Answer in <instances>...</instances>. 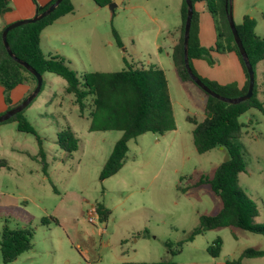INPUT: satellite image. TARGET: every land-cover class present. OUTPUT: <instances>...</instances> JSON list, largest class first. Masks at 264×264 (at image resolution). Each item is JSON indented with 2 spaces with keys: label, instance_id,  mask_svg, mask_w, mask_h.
I'll list each match as a JSON object with an SVG mask.
<instances>
[{
  "label": "rangeland",
  "instance_id": "374dc122",
  "mask_svg": "<svg viewBox=\"0 0 264 264\" xmlns=\"http://www.w3.org/2000/svg\"><path fill=\"white\" fill-rule=\"evenodd\" d=\"M74 2L75 13L61 25L69 32L63 40L71 46L57 54L79 76L120 71L127 65L147 68L149 62H157L159 54L169 64L165 77L178 135L174 139L173 132H147L131 139L122 168L101 180L100 170L121 132L89 131L91 97L80 116L73 96L64 91V79L45 72L41 90L24 115L42 138L47 177L37 159L30 157L38 151L34 136L12 135L9 128L15 122L0 123V157L10 165L0 169V232L4 223L33 229V247L6 264H150L170 256L165 243L176 249L175 243L198 225L200 215L220 209L219 197L208 186L191 185L202 175L212 176L227 152L221 147L202 154L196 151L194 125L185 116L200 118L196 111L200 113L201 105L189 98L187 90L205 94L196 84L183 82L166 56L171 51L169 31L181 22L182 0H124L113 12L92 0ZM231 10L235 24L249 13L256 21L255 33L264 37V0H231ZM216 41L220 42L217 33ZM157 44L162 46L160 52ZM253 69L263 109L251 108L238 117L243 127L236 143L245 163L238 184L255 204L253 223L264 224V59ZM67 127L78 138L71 154L56 142V133ZM96 203L110 210L105 221L93 211ZM49 216L57 222L40 224L42 217ZM144 229L147 234L142 233ZM217 237L222 241L221 251L212 257L206 249ZM246 248L263 249L264 237L223 227L195 236L171 259L176 264H229ZM0 264H4L1 253ZM242 264H264V257L242 258Z\"/></svg>",
  "mask_w": 264,
  "mask_h": 264
},
{
  "label": "trees",
  "instance_id": "16d2710c",
  "mask_svg": "<svg viewBox=\"0 0 264 264\" xmlns=\"http://www.w3.org/2000/svg\"><path fill=\"white\" fill-rule=\"evenodd\" d=\"M8 1L0 0V14L8 6ZM54 1L49 0L45 5H39L36 0H32L36 6V13L46 9ZM93 1L97 6L105 7L112 0ZM225 1L191 0L193 13L188 40V59L192 72L205 85L222 96L233 98L246 92L248 74L227 22ZM196 2H204L206 9L215 21L217 39L220 40V42H215V47L206 48L200 45L198 12L194 6ZM73 9L71 0H62L46 17L9 30L6 39L12 53L29 64L36 72L41 75L49 72L64 79V91L73 96V104L78 105L80 116L84 114L88 96L91 97V106L87 114L90 119L89 131L116 130L121 132V136L114 143L111 153L100 170L99 179L102 180L117 173L124 165L128 142L131 139L147 132L162 135L174 130L176 127L175 118L164 72L155 65H149L147 68L127 65L120 71H93L79 76L63 57L43 53L40 47L42 30L59 17L72 12ZM186 13L187 5L185 0H182L179 34L171 58L179 77L183 81L195 84L189 77L183 60V31ZM255 25V19L249 15H244L241 23L235 24L238 36L253 68L257 62L264 59V37L255 33ZM2 30L3 28L0 29V86L3 88L4 102L7 104L6 110H8L16 105L11 102L10 91L26 82L30 85L29 94L36 85V78L8 55L2 41ZM113 35L117 45L121 47L120 37L115 30H113ZM212 51L219 53L233 51L237 55L246 78L241 88H238L234 83L222 85L196 73L191 65V59L202 58L208 64H213ZM204 94L206 96L204 118L198 121L195 116H186V120L194 125L192 129L193 144L200 154L215 147H222L227 152V158L219 163L212 176L202 175L191 186H208L210 192L219 197L221 207L213 214L200 215L198 225L184 239L175 243L176 249H171L172 244L166 242L165 245L170 256L150 264H176L171 256L180 252L184 243L192 241L195 236L212 229L236 227L261 234L264 237V224H255L252 221L256 215L255 204L238 184V175L245 170V163L240 147L236 143L243 127L238 117L251 108L263 109V102L258 97L257 84L255 82L252 96L237 104L223 102L205 92ZM7 121H14L19 132L34 136L38 144V151L30 157L37 159L41 164L43 174L47 177L48 163L42 147V138L24 115V110L15 113ZM56 134V142L65 152L71 154L77 149L78 138L72 129L67 127ZM5 168H10L9 163L6 158L0 157V169ZM93 209L100 221H105L110 215V210L101 203L93 205ZM50 220L57 222L56 218L49 216L42 217L40 224L48 223ZM142 233L147 234V229H144ZM32 235L33 229L30 227L12 228L4 223L0 232L2 262L4 264L12 262L23 252L30 250L33 247ZM221 246L222 241L217 237L207 246L206 250L212 257H217ZM260 256L264 257V248H246L237 259L228 261V263L242 264V258Z\"/></svg>",
  "mask_w": 264,
  "mask_h": 264
},
{
  "label": "crops",
  "instance_id": "0c3cea01",
  "mask_svg": "<svg viewBox=\"0 0 264 264\" xmlns=\"http://www.w3.org/2000/svg\"><path fill=\"white\" fill-rule=\"evenodd\" d=\"M36 1L39 5H45L49 0H36ZM74 1H77V0H71L74 6V9L72 12L59 17L58 19H56L54 22H52L50 25L46 26L42 30L40 34V47L44 54L58 55L57 51L59 49L66 50L68 49V46H71L70 43L66 46V41L63 40L64 37H69V32H67L66 29H62L61 25L62 23L71 20L70 18H67V17L75 13L76 3ZM85 1H89V0H79L80 4H83V2ZM123 1L124 0H122V3ZM194 6H195L196 11L198 12V40L200 42V45L206 48H211L212 46L215 45V39H216L215 21L212 15L206 9L204 2H196ZM35 13H36V6L32 2V0H9L7 9L0 14V29L4 28L6 25L14 21L30 18ZM244 15H249V13L242 14L240 16L241 21ZM234 18H236L235 13H234ZM180 23L178 25H175L172 31H169V35H171V38L169 41L168 48H170L171 51L166 53V56L171 61L170 65L175 71L176 69L173 65L171 53L178 39V34H179L178 28L180 26ZM156 46H157V51L160 52L162 49V46L158 44ZM211 54H212V57L214 58L213 64H208V62L202 58L191 59V65L193 69L196 71V73L200 75L201 77L215 81L219 84L224 85V84L234 83L238 88H241L244 85L246 78H245V74L243 72L242 66L239 62L237 55L233 51L223 52V53L212 51ZM156 60H157L156 63L149 62L148 65H155L159 67L160 69L163 70L164 75H165V71L166 69H168L169 64L167 65V63H165L160 58L159 54L156 55ZM183 82L187 83V81H183ZM29 90H30V85L27 84L26 82L19 84L18 86H16L14 89L10 91L11 102L13 104H17L21 102L25 98V96L28 94ZM187 91H188L189 98L192 97L197 102H199L201 105V107L199 108L200 113L199 111H196V113L200 115V118H198L195 114H187V115L195 116L198 121H201L205 116L204 111H202V109L203 110L205 109L206 97L203 96L202 94H198L197 92H194L190 87L188 88ZM260 93H262V91L258 90V95H260ZM6 109H7V104L4 102L3 88L2 86H0V114L5 112ZM183 109L185 111L188 110L186 107H183ZM173 114H174V110H173ZM186 116H185V119H186ZM9 129L11 133L12 132L22 133L17 130L16 123L10 126ZM169 132L174 133L173 138L175 139L178 135V128L175 127L174 130H171ZM17 135L19 134H16V136ZM11 149L16 150L14 147H11ZM29 221L30 220H26V222H29Z\"/></svg>",
  "mask_w": 264,
  "mask_h": 264
},
{
  "label": "water",
  "instance_id": "95a60500",
  "mask_svg": "<svg viewBox=\"0 0 264 264\" xmlns=\"http://www.w3.org/2000/svg\"><path fill=\"white\" fill-rule=\"evenodd\" d=\"M62 0H55L52 4H50L46 9L39 13H35L32 17L26 18V19H21L14 21L7 26H5L2 30V41L4 44V47L8 53V55L15 60L17 63L22 65L24 68H26L28 71H30L36 78V85L33 88V90L19 103H17L15 106L12 108L6 110L2 114H0V123L8 120L12 115L15 113H18L22 110H24L31 102L32 100L37 96L39 91L41 90L42 87V75L36 72L29 64L26 62L20 60L17 58L11 51L9 44L6 39L7 32L17 26L23 25L25 23H31V22H36L47 15H49L61 2ZM186 5H187V13H186V18H185V24H184V31H183V60H184V66L186 68V71L191 78V80L205 93H207L210 96H213L223 102H227L230 104H237L241 101L247 100L252 96L253 93V88L255 84V76H254V69L252 67V64L249 61V58L246 54V51L244 49V46L240 40V37L238 36L235 23L232 18V10H231V0H226L225 1V10H226V17H227V22L229 25V28L231 30L234 42L237 46V49L242 57L243 63L245 65L247 74H248V85H247V90L244 94L237 96V97H225L222 96L213 90H211L207 85H205L191 70L190 65H189V59H188V40H189V31H190V26H191V19H192V13H193V6L191 0H185ZM122 4V0H112L108 5V9L113 12L114 9ZM7 9L2 10L4 12Z\"/></svg>",
  "mask_w": 264,
  "mask_h": 264
},
{
  "label": "built area",
  "instance_id": "2783aa9c",
  "mask_svg": "<svg viewBox=\"0 0 264 264\" xmlns=\"http://www.w3.org/2000/svg\"><path fill=\"white\" fill-rule=\"evenodd\" d=\"M93 211H94V209H93ZM94 212H95V211H94ZM96 215H97V214H96ZM97 217H98V216H97ZM90 221H91V222H94V219H90Z\"/></svg>",
  "mask_w": 264,
  "mask_h": 264
}]
</instances>
